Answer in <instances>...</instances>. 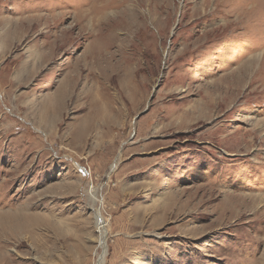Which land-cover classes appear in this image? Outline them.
Segmentation results:
<instances>
[{"label": "rangeland", "instance_id": "374dc122", "mask_svg": "<svg viewBox=\"0 0 264 264\" xmlns=\"http://www.w3.org/2000/svg\"><path fill=\"white\" fill-rule=\"evenodd\" d=\"M2 212L17 264H264V0H0Z\"/></svg>", "mask_w": 264, "mask_h": 264}, {"label": "bare ground", "instance_id": "6f19581e", "mask_svg": "<svg viewBox=\"0 0 264 264\" xmlns=\"http://www.w3.org/2000/svg\"><path fill=\"white\" fill-rule=\"evenodd\" d=\"M95 25V24H94ZM96 26V25H95ZM99 27V26H98ZM94 28V27H93ZM122 44V43H121ZM91 51V50H90ZM94 53V51H93ZM107 53V52H106ZM93 57V56H92ZM84 58V57H83ZM88 58V57H87ZM98 60V59H97ZM94 62V61H93ZM99 63V62H98ZM31 75V74H29ZM73 84V83H72ZM77 84V83H76ZM64 85V84H63ZM87 85V84H86ZM63 87V86H62ZM74 87V86H73ZM64 91V90H63ZM98 91V90H96ZM95 91V92H96ZM99 92V91H98ZM83 95V94H82ZM66 98V97H65ZM37 99V98H36ZM35 99V100H36ZM44 100V99H43ZM94 100V98H93ZM63 101V100H62ZM109 101V100H108ZM50 104V102H49ZM46 108V107H45ZM48 116V115H47ZM38 120V119H36ZM45 121V120H44ZM85 121V120H84ZM96 214V219L99 222L100 226H104V218L100 211H98ZM33 219L30 216H21L18 213H4L2 212L0 214V241H8L11 238L18 237L22 232L29 231L32 232L34 229L33 226ZM101 226V227H102ZM102 232V231H101ZM102 244H104V239H101ZM1 257L0 262L1 264H17L13 263V261H9L4 257V251L1 249ZM19 264V263H18Z\"/></svg>", "mask_w": 264, "mask_h": 264}]
</instances>
